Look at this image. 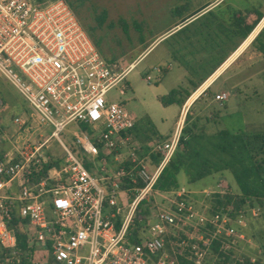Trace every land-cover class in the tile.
I'll use <instances>...</instances> for the list:
<instances>
[{
  "label": "built area",
  "instance_id": "2783aa9c",
  "mask_svg": "<svg viewBox=\"0 0 264 264\" xmlns=\"http://www.w3.org/2000/svg\"><path fill=\"white\" fill-rule=\"evenodd\" d=\"M134 68V63L106 62L64 0L44 5L0 0V78L30 106L29 119L51 132L21 145L26 121L20 115L12 119L18 125L14 138L0 129V140L10 147L0 159V264H218L245 240L240 229L245 211L231 217L228 210L198 207L184 191L154 190L182 130L177 127L170 138L151 145L160 160L150 170L137 154L140 143L130 135L136 119L124 104L107 99ZM128 90L124 85L120 94ZM226 99L224 93L215 96L221 104ZM71 125L88 126L95 135L74 133L68 130ZM64 134H72L73 145L93 158L127 153L120 163L129 160L130 166L99 178L63 142ZM51 139L64 150V161L35 180V173L53 161L46 155ZM138 181L143 187L128 189L135 195L119 207V190ZM143 202L149 206L146 228L133 230ZM259 207L249 208L250 214L257 216ZM13 214L26 236L25 252L17 249L15 231L9 228ZM38 250L42 256L36 257Z\"/></svg>",
  "mask_w": 264,
  "mask_h": 264
},
{
  "label": "rangeland",
  "instance_id": "374dc122",
  "mask_svg": "<svg viewBox=\"0 0 264 264\" xmlns=\"http://www.w3.org/2000/svg\"><path fill=\"white\" fill-rule=\"evenodd\" d=\"M34 1L44 5L54 0ZM64 1L75 14L101 57L109 63L119 62L123 67L136 62L146 48L152 44L153 40L177 22L184 11H189L193 5V0ZM189 35L187 32H181L170 38H165L136 64L123 85L114 88L107 95L108 101L124 104L134 116L136 119L134 134L140 141L152 142L151 144L157 141H165L167 138L165 135L174 130L181 105L172 104L164 107L157 98L167 96L172 90L188 86L189 81L186 79L188 75L185 73V69L180 68L177 64L192 62L197 54H201L199 60L205 56L204 52H202V50L206 52L203 38L188 39ZM184 44L186 46H183ZM249 44L245 40L235 53V56ZM169 64H171L172 70L163 74V77L160 78L157 69H163ZM203 66L205 67L206 65L203 64ZM197 72L198 74L200 73L199 71ZM148 76L152 79L151 82L146 81ZM194 78L195 76L193 75L189 76L191 80H194ZM238 78L239 76L232 78L228 84L234 83ZM241 78L242 76H240ZM124 85H127L129 90L124 95H121L120 90ZM219 87H221V83L213 86L212 93L217 92L220 89ZM224 91L228 94L226 105L221 106L219 102L213 100L208 106V114L200 116L197 126L199 128L204 127L207 134L210 135L220 130L235 132L243 130L246 132L248 130L249 133H258L260 125L264 123V116L259 115V113H252L249 110L251 107H258V99L247 100L245 97L238 96L229 86ZM0 98L3 100V108L0 110V129L5 132L6 138L12 139L15 136L14 131L17 130L18 125H13L12 119L16 115H20L22 120L26 121L24 126L21 125V145L26 141H29V143L39 142V135L42 133L45 134V138L51 134L49 129L39 127L38 124L29 119L32 109L16 90L2 78H0ZM193 98L195 97L193 96L191 99ZM201 107L202 104L197 105V108L200 109ZM192 120L194 121L195 119L190 117L189 123H192ZM68 130H74V133L85 130L90 138L95 135L90 127L83 125L80 128L76 125H71ZM131 137L134 138L135 136L131 135ZM61 138L70 149L76 151V155L86 166L90 164L92 173L99 178L102 175H111L118 171V166L110 165L109 167H104L101 175V172H99L103 167L101 166V160L87 156L77 149L73 145L74 136L72 134H64ZM5 143L0 140V155L7 149L8 144L6 143V145ZM150 150L148 151L150 153L147 151L145 153V161L151 170L150 162L152 160L149 154L153 155L152 157H157V155L152 154ZM145 154H142L141 157L144 158ZM46 155L53 162L54 160L62 162L65 158L64 150L56 139L49 141ZM177 180L179 184L177 191H184L194 197L198 201V207H210L213 195L216 192L225 194L227 192L233 193L236 190L232 176L228 172L209 176L193 184H190L185 173L181 172ZM105 185L110 187V183ZM119 194H121V198L123 197V202L121 203L118 200V206L122 207L126 205V201L130 203L135 192H127V190L121 189ZM155 200L160 203V196H155ZM143 207H147V205ZM259 208L257 216L251 215L249 209L245 211L243 225L240 227L245 240L236 244L226 255V257H229V264L233 261L242 262L245 258L255 259V261L261 259L264 262V205ZM135 225L132 226L133 230L138 229L137 225L139 223L136 221ZM37 256H42L41 250L36 252ZM47 264L55 263L47 261Z\"/></svg>",
  "mask_w": 264,
  "mask_h": 264
},
{
  "label": "trees",
  "instance_id": "16d2710c",
  "mask_svg": "<svg viewBox=\"0 0 264 264\" xmlns=\"http://www.w3.org/2000/svg\"><path fill=\"white\" fill-rule=\"evenodd\" d=\"M248 1L227 0V4L225 2L218 5L176 33L187 32L190 34L188 39L203 38V43L210 49L209 58L216 60V62L203 77H199L203 73L198 74L197 72L204 68L203 63L200 66L197 65V67H190L191 75L197 77L194 79L196 81L189 80L192 86L188 90L179 88L162 97L160 101L163 106L182 105L191 93L197 90L206 78L235 52L245 40L250 43L254 39L250 43V47L255 48L259 54L264 56V13L260 11L261 1L256 0V4H250ZM196 14L194 12L190 17ZM251 15L254 16V19L249 21ZM258 24L259 26L256 28ZM254 29L255 31H253ZM183 46H186V44ZM189 120L190 114L188 112L181 131L179 146L170 162L159 175L154 190L162 193L177 191L179 189L177 177L181 172L185 173L190 184L212 175L228 172L232 176L236 190L233 193H215L210 206L212 212L228 210L231 217H236L238 213L247 211L249 208L257 205L263 206L264 133L247 134L220 130L210 135L207 134L204 127L199 128L197 126L198 119L192 120V123H189ZM9 148V145H7V149ZM153 160L154 163L158 164L160 159L157 156L153 157ZM59 166V161L50 162L44 166L40 173H35V180H38L39 176L46 174L50 169L59 168ZM86 167L90 169L89 166ZM125 168H128V166H125ZM143 185L141 181H138L135 186L129 183L122 189L132 190L133 187L141 188ZM144 205H146L144 202L139 205L134 218V223L136 221L140 222L139 229L146 228V217L149 216V206L143 207ZM141 219L144 220V223H141ZM9 228L15 231L17 249L20 252H25L27 249L26 236L15 214H13V220L10 222ZM213 250L216 253L218 252V243L213 246ZM228 259L229 257L225 256L224 260L218 262V264H229ZM232 263L264 264L261 259L256 260L255 263H250L248 258L243 259L242 262L233 261Z\"/></svg>",
  "mask_w": 264,
  "mask_h": 264
},
{
  "label": "crops",
  "instance_id": "0c3cea01",
  "mask_svg": "<svg viewBox=\"0 0 264 264\" xmlns=\"http://www.w3.org/2000/svg\"><path fill=\"white\" fill-rule=\"evenodd\" d=\"M226 1L227 0H193V5L191 6L190 10L187 12L184 11L183 15L180 16V18L177 20V22H175L163 34H161L160 36L156 37L153 40L152 44H150L146 48L145 52L138 58V60L136 62H133L135 64V66L155 46H157L165 38H167V37L170 38V37L176 35V33L180 29H182L186 25L190 24L191 22H193L197 18L201 17L206 12L214 9L218 5L225 3ZM240 1H242V0H240ZM260 1H261L260 11L264 13V0H260ZM248 2L250 4H256V0H249ZM226 4H227V2H226ZM194 12L197 14L193 17H190V15ZM263 18H264V16H263ZM253 19H254V16L251 15L249 21L253 20ZM204 47L206 49L207 45L204 44ZM239 47H238V49H239ZM237 50L235 52H233L217 69H215L208 76V78H206V80L197 89V90H199L200 88H202L200 91L196 92L197 90H195L194 92H192L191 95L187 98V100L180 106L179 114H178V118L176 120V124L174 126V130L165 135L167 137L166 139H168L172 136V134L175 132L177 127L181 128V130H182V128L184 127L185 117H186V114L188 112L190 114L191 119H199L202 114H208L207 113L208 106L211 102H213V100H215L216 95H220V94L224 93L227 95V98H228V94L225 93V91H224V89H227L228 86L236 92L235 94H237L238 96L245 97L247 100H253V99L257 98L258 99V107L257 108L251 107V108H249V110L252 111V113H259V115L264 116V56L259 54L255 48H251L250 44L248 46H246L241 52H239L235 56V53L237 52ZM209 51H210L209 47H207L206 52L204 50H202V52H204L205 56L200 60H199V57L201 54H197L194 57L195 59L192 62H188V63L177 62V63H179L177 65L180 66V68L185 69V73L188 75V77H186V79H188V81L191 80V79H189V76H192L190 73V71H191L190 65H192L194 67H197L198 64H202V63L206 65L204 67V69L199 71V72L203 73V75L199 76V77H203L205 75V73H207L208 71H210L212 69V65L216 62V60L209 58L210 57ZM233 56H235V57L233 58ZM231 58H233V59L229 62V60ZM203 60H205V61L203 62ZM171 70H172L171 64H169L165 68L161 69L160 78L163 77V74H166L167 72H169ZM238 76H239V78L237 80H235L234 83H232L230 85L228 84L229 80H231L232 78H236ZM240 76H242L241 79H240ZM195 78H197V77H195ZM194 81H196V80H194ZM219 83H221V87H219L220 89L217 90V92L212 93L211 90H212L213 86H215ZM227 84H228V86H227ZM191 86H192V84H190V82H188V86L184 89L188 90V88H191ZM193 93H194V95H193ZM192 95L195 97L194 99H191L193 97ZM162 97L163 96H160L157 98L160 103H161L160 99ZM226 101H227V99H226ZM226 101L223 104H221L220 102L219 103L221 104V106L224 104L226 105ZM199 104H202V107L200 109L197 108V105H199ZM206 119H207V117H206ZM135 128L136 127H134V129L131 131L130 135H133L137 138V136L134 134ZM231 132L237 133L235 131H231ZM238 132L253 134V133H249L248 130H246V132H245V130L238 131ZM258 133H264V123H262L260 125ZM155 135H156V133H155ZM158 135H159V132H158ZM154 137H156V136H154ZM136 138H135V140H136ZM136 141L139 142L141 145V151L137 152V154L139 155L140 159L145 161L146 160V154L145 153H146V151L148 152L149 149H151V145H152L151 143L152 142L150 143L148 141H145V142L140 141V140H138V138ZM149 141H153V140H149ZM4 142H6V141H4ZM8 151H9V149H7L6 152L2 153L0 155V159ZM148 153H150V152H148ZM142 154H145L144 158L141 157ZM116 156H117V160H116ZM126 156H127V153H122V151H117L112 156H104L102 153H100L99 156L97 157V159L102 161L101 166H103L99 171V172H101L100 174L101 175L103 174L102 171H104V167H106V166L109 167L110 165H116V166H118V168L124 167V166H130L131 162L129 160H126L125 162L120 163L121 160L126 159ZM152 156L153 155L149 154V157H151V160H152L150 162L151 163L150 168H151V170H154L156 168L157 164L154 163ZM104 160H105V163H103ZM89 167H90V164H89ZM90 170L91 169H89V171ZM122 198H121V194H120L118 200L121 203L123 202ZM119 201H118V204H119Z\"/></svg>",
  "mask_w": 264,
  "mask_h": 264
},
{
  "label": "water",
  "instance_id": "95a60500",
  "mask_svg": "<svg viewBox=\"0 0 264 264\" xmlns=\"http://www.w3.org/2000/svg\"><path fill=\"white\" fill-rule=\"evenodd\" d=\"M260 23H261V21H260ZM260 23H259V24H260ZM259 24H258V26H259ZM258 26H256V28H257ZM263 27H264V26H263ZM263 27H262V28H263ZM256 28H255V29H256ZM255 29H254V30H255ZM261 30H262V29H261ZM261 30H260V31H261ZM260 31H259V32H260ZM257 35H258V34H257ZM257 35H256V36H257Z\"/></svg>",
  "mask_w": 264,
  "mask_h": 264
},
{
  "label": "bare ground",
  "instance_id": "6f19581e",
  "mask_svg": "<svg viewBox=\"0 0 264 264\" xmlns=\"http://www.w3.org/2000/svg\"><path fill=\"white\" fill-rule=\"evenodd\" d=\"M255 31V30H254ZM194 99V98H193Z\"/></svg>",
  "mask_w": 264,
  "mask_h": 264
}]
</instances>
